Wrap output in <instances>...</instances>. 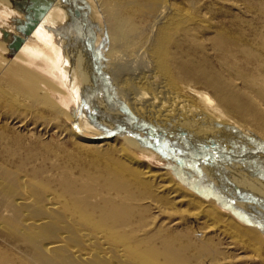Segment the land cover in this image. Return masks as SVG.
I'll return each mask as SVG.
<instances>
[{"label":"bare ground","instance_id":"6f19581e","mask_svg":"<svg viewBox=\"0 0 264 264\" xmlns=\"http://www.w3.org/2000/svg\"><path fill=\"white\" fill-rule=\"evenodd\" d=\"M76 1L0 0V112L26 129L3 148L2 155L16 159L15 166L0 164V227L5 240L25 252L15 259L20 264H198L204 258L205 264H231L230 251L252 247L264 264L258 230L214 201L192 195L168 171L141 163L136 140L86 138L64 125L60 99L55 101L71 68L69 41L77 29L85 57L81 93L102 122L118 125L124 134L155 136L160 148L187 164L196 162L184 152L190 142L202 149L214 144L213 150L227 152L235 163L253 165L248 173L261 179V161L254 166L238 154L244 158L252 145L264 150L259 141L264 140V42L259 49L238 44L222 23L211 26L215 36L208 38L216 54H202L204 8L190 2L189 9L184 0H95L109 36L100 62L87 23L92 10ZM34 83L44 96L27 90ZM189 86L204 90L198 101H190ZM30 112L31 122H21ZM247 126L259 129L250 128L260 139L240 130ZM51 131L64 133L59 139L66 136L74 152L46 140ZM165 137L182 148L171 147ZM43 151L62 156L57 179L44 175L43 164L26 172L30 161L46 160ZM216 162L217 168L223 166ZM213 179L238 202H249V194L232 182L225 186ZM252 200L264 210L263 199ZM194 229L198 233L192 235Z\"/></svg>","mask_w":264,"mask_h":264},{"label":"rangeland","instance_id":"374dc122","mask_svg":"<svg viewBox=\"0 0 264 264\" xmlns=\"http://www.w3.org/2000/svg\"><path fill=\"white\" fill-rule=\"evenodd\" d=\"M48 1H49L48 3L50 4L51 3L53 4V2H55V0H48ZM184 1H185L184 3L187 5L189 9L191 8L190 2H192L194 5L198 7H202V9L204 8L202 10L203 19L205 20L203 25L206 27V30L204 33L201 32L200 34L201 43L203 44L202 54H216L213 51V46L211 42L208 40V38H212L215 36L212 27L213 26L216 27L217 24L221 26L225 25L224 27H226V29L228 28L227 30L231 29V32L235 34V36L237 37L236 43L238 44L240 42H243V44L246 45L248 44L255 49H259L260 44L264 42L263 41L264 40V0H184ZM77 3L78 0L76 1V4ZM79 3L81 5L80 7H82L83 4L86 5L89 8V10L90 9L92 10L89 17L87 18V23L89 28L93 31L96 37L95 40L96 43L94 42L95 45L94 56L97 58V60L102 62L104 57H106L105 55L109 49V36L107 34L105 22L98 10V6L95 0H79ZM246 3L249 5H247ZM212 9H213V13H210ZM34 23H36V21H34ZM75 33L77 35H75V37L73 38L74 40L71 38L74 42L70 40L69 41L70 46L68 48L71 68L68 69L67 75L65 76V80H64L65 82H63L62 84L63 87L61 86L62 91L60 92V96L57 95L58 98L55 100L57 103H59L58 101L60 99V104H59L60 106L57 107H60L64 112L65 116L62 117L63 124L72 126L76 130V132H78L79 134H81L86 138L105 139V138H112L114 136H119V137H123L124 139L125 136H128L133 140H136L134 141L133 148L136 151L135 152L136 159H138L141 163L147 166L149 165V167H151L154 171H158V172L168 171L171 175L173 174L172 176L174 177V179L182 187L188 188L190 190L189 192L192 195L200 197L201 199L203 198V200L205 201H214V203L218 206L217 207L218 209L230 213L231 216L234 217L235 220H238L241 224L247 227H253L256 230H258L260 232L259 235L264 240V222H263L264 210L258 208L257 204L250 202V200H252L253 198L254 200L257 201L258 200L260 201L262 199L264 200V180H262V178H264V176H262L264 175V171H263L264 166L261 167L262 165H264L262 163L264 161L263 160L264 150H260V149L254 150L255 147L252 145L253 147L252 146L248 147V149L250 150L247 154L244 149L242 150L245 152L244 158L242 157L244 153H242L243 155L238 154V156H241L239 158L246 159L247 161L254 163V166H257L256 164L259 163V161H261L257 167L259 170L263 171L262 172L263 174L260 173L261 171L260 172L258 171V174L260 173L259 175L262 177L260 179L259 176L257 177L252 172L248 173L249 168L252 167L253 165L250 166V164H246L243 162H238V164L235 163L233 161L232 156L229 155L228 157V155L226 154L227 152L225 153L221 151L222 153H220L219 151L213 150L214 147L212 148V146H214V144H211L210 146L207 147L205 146L204 147L205 150H204V148L202 149L201 146L200 147L196 146V143H193L192 141L190 142L191 143L190 145L189 144L187 145L188 150L184 149L185 151L184 150L181 151L188 152L190 156L193 155L191 158L192 160L196 161L194 163H199L200 166L199 169L198 167L195 166V164L192 161L188 160L189 162L188 164L183 160L179 162L177 158L173 157L172 155H169L168 151L164 146L163 148H160V145H158V141L156 140L157 138L155 136H153L152 138V136L150 135H146L139 131H133V130H129L128 134H124L119 131L118 125H111L105 121L102 122V120H100L98 116L99 114H97L96 110L91 105H89V101H87L85 95L83 96L81 93V80L84 74L83 71L85 66L84 64L85 57L83 53L84 48L81 42L82 40L80 38V34L78 33L77 29ZM237 45H235L236 46L235 49H237ZM262 54H264V52ZM9 57L12 58L11 55H9ZM47 67L51 68L52 66L51 64H48ZM60 77H62V74H60ZM34 85H35L34 88H31L29 86L27 87V90H29L28 88H30V91H32L37 96L38 95L44 96L45 91L42 89V87L38 88L39 87L38 83H34ZM66 85H69L70 87ZM203 92L204 90L200 87L189 86L188 96L190 97V101L191 102L198 101L199 93H203ZM98 100L101 101L102 104H106L104 100H103L104 102L101 99ZM107 102L110 101L107 100ZM19 113L21 112H16V115L18 116ZM33 113L34 112H30L29 115L22 116L19 119L21 120V122L27 121L28 123H30L31 121L29 120ZM9 117L10 115L5 114L3 111L0 112V134L3 135L2 138H5L4 140H2L0 144V164L12 167L15 166L16 159H12V158L6 159L2 155L4 152L3 148L5 146L12 145L9 143L10 141L9 138H12L14 135L17 134L26 135V129L25 127H20V125L16 124L15 121H12V119H8ZM44 119L46 125H48V128L50 129L52 123L50 125L47 124L50 121V118L46 116L44 117ZM250 128H251L250 126H247L246 128H242L240 130L246 136L252 137V139L253 138L260 139V136H258L254 130H250ZM251 129L259 130L255 126H253ZM50 130H52V128ZM62 135L64 136V133L61 132L59 134H56L53 133V131H51L49 136L46 138V140L52 139L56 143V145H60L62 149H66L74 152V148L72 144L68 140H66L67 139L66 136L63 140L59 139L60 136ZM162 136L164 135H161V137ZM154 137L156 139H154ZM32 140L35 139L31 138L29 143H31ZM164 140H166V142H168L171 145V147H176L179 149L182 148L180 144H175V142H173L171 139L167 137H165ZM259 141L260 143H264L263 139H260ZM143 150L151 152L152 155L154 154V156L147 155L146 157V154L142 153ZM191 151H193V153ZM205 151L207 152V154ZM43 154L46 157V160L40 158V159L32 160L33 162L30 161L25 168V170H27L26 172L43 164L46 170L44 175L47 176L48 178L57 179L61 174L60 171L61 167L64 166L62 164L63 162L62 156L58 154L48 155L45 152ZM202 154L203 156L206 157H203ZM155 155L158 158L155 157ZM250 155H252L251 159H250ZM199 156L200 158H197ZM254 156L257 157L252 159ZM259 156H263L262 159L261 157L260 160L257 159L259 158ZM239 158H236V160ZM215 161H219L223 166L217 168L216 166H218L217 164L218 162L215 163ZM58 166L60 167L58 168ZM219 172L223 174L221 173L219 174ZM247 173L249 175L251 174L252 176L251 175L249 176ZM220 175H222L221 178ZM253 175L256 177H254ZM214 176L219 178L220 182L222 180L223 185H225V183L227 182L231 185L232 182L233 184L236 185L238 191L240 190V192L241 191L245 193L247 192V195L249 194V198H248L249 202L248 203L238 202L234 197L227 194L219 185L216 184L215 180L213 179ZM71 177L73 178L74 176L71 175ZM223 179H227V180H223ZM238 197H240L239 199L241 198L243 199L242 195ZM245 210L246 212H244ZM252 210L254 211L252 212ZM195 230L196 229L192 230L193 231L192 235H194V233L196 232L198 233V231ZM199 232L201 234V231ZM3 233L4 230L0 227V264H20L15 258H19L21 254L25 255V252L22 249L20 250L18 246L16 245L14 246L13 244L8 243V240L7 239L5 240V235ZM221 246L226 247L227 245L223 244ZM219 250L223 251L224 249L219 248ZM230 252L231 254H227V255L232 256L231 264H261L260 260L259 261L256 260L255 257L256 250L252 247L248 248V250L246 249L245 251L240 250V251H230ZM244 256H246L247 258H244ZM220 257L222 256H219L216 259ZM206 260H204V258H201L197 260V263L205 264Z\"/></svg>","mask_w":264,"mask_h":264},{"label":"flooded vegetation","instance_id":"af4514ba","mask_svg":"<svg viewBox=\"0 0 264 264\" xmlns=\"http://www.w3.org/2000/svg\"><path fill=\"white\" fill-rule=\"evenodd\" d=\"M184 161H187V160H184ZM206 172V171H205ZM215 198V197H214ZM258 208H260L259 206H258ZM261 209V208H260ZM232 210V209H231ZM233 211V210H232ZM254 210H252V212H253ZM234 212V211H233ZM244 212H246V210L244 211ZM263 222H264V219H263Z\"/></svg>","mask_w":264,"mask_h":264}]
</instances>
